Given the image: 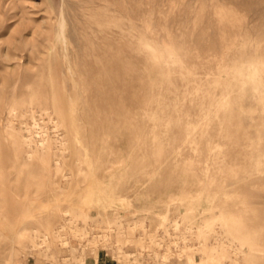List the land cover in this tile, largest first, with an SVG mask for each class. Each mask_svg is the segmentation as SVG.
I'll return each mask as SVG.
<instances>
[{
    "label": "rangeland",
    "instance_id": "374dc122",
    "mask_svg": "<svg viewBox=\"0 0 264 264\" xmlns=\"http://www.w3.org/2000/svg\"><path fill=\"white\" fill-rule=\"evenodd\" d=\"M2 246L264 264V0H0Z\"/></svg>",
    "mask_w": 264,
    "mask_h": 264
},
{
    "label": "bare ground",
    "instance_id": "6f19581e",
    "mask_svg": "<svg viewBox=\"0 0 264 264\" xmlns=\"http://www.w3.org/2000/svg\"><path fill=\"white\" fill-rule=\"evenodd\" d=\"M64 16V15H63ZM61 17L60 18V20H59V23H58V25L60 26V28H59V31H58V33H57V36H58V38L60 39V40H62L64 43H66V37H67V35H65V34H67V33H65V28H66V23H65V17ZM143 19V18H142ZM149 22V21H148ZM116 38V37H115ZM139 38H140V36H139ZM56 40H58V39H56ZM138 40V39H137ZM139 41H141V40H139ZM131 42V41H130ZM143 44V43H142ZM142 50H143V48H142ZM150 52V51H149ZM152 52V51H151ZM230 52V51H229ZM253 53V52H252ZM263 53V52H262ZM126 55V54H125ZM156 55H158V54H156ZM170 55V54H169ZM259 55V54H258ZM262 56V55H261ZM131 59V58H130ZM133 60V59H132ZM131 67V66H130ZM242 67H244V66H242ZM251 67H252V65H251ZM248 68V67H247ZM250 69V68H249ZM106 70V69H105ZM245 71H246V69H245ZM247 72V71H246ZM125 73H126V71H125ZM72 75V74H71ZM134 82V81H133ZM98 88V87H97ZM66 103V102H65ZM56 108V107H55ZM58 111V110H57ZM36 114V113H35ZM104 129H106V128H104ZM110 129V128H109ZM110 131V130H109ZM169 131V130H168ZM70 132V131H69ZM168 134V133H167ZM43 144V143H42ZM96 147V146H95ZM99 147V146H98ZM53 149V148H52ZM100 150V149H99ZM98 150V151H99ZM60 151V150H59ZM63 151V150H62ZM96 151V150H95ZM61 153V152H60ZM78 153H79V151H78ZM96 153V152H95ZM50 154V153H49ZM174 154V153H173ZM60 155V154H59ZM63 155V154H62ZM80 155V154H79ZM28 156H31V155H28ZM59 158V157H58ZM82 159V158H81ZM116 160V159H115ZM78 162V161H77ZM85 163V162H84ZM111 168V167H110ZM82 169V168H81ZM99 169V168H98ZM99 172V171H98ZM188 182H186V184H187ZM186 186V185H185ZM3 251H4V246H2L1 248H0V256H1V254L3 253Z\"/></svg>",
    "mask_w": 264,
    "mask_h": 264
}]
</instances>
